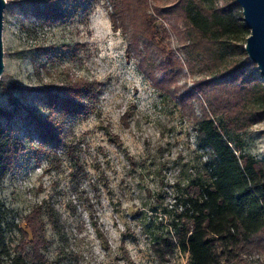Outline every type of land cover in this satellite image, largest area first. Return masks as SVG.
Wrapping results in <instances>:
<instances>
[{"label":"rangeland","instance_id":"obj_1","mask_svg":"<svg viewBox=\"0 0 264 264\" xmlns=\"http://www.w3.org/2000/svg\"><path fill=\"white\" fill-rule=\"evenodd\" d=\"M5 2L0 108L10 116L0 124L22 144L0 185L11 255L25 242L30 254L22 232L29 235L26 217L38 212L44 264H188L178 251L161 263L152 249L172 232V186L204 162L192 125L204 112L195 92L199 74L179 73L174 35L166 36L165 55L143 48L127 54L106 0L88 14L82 0ZM44 5L60 14L44 15ZM165 19H156L161 32L169 31ZM85 84L94 88L87 111H72L69 90ZM192 93L199 102L188 99ZM240 139L246 154L264 159V121ZM233 263L264 264L262 237Z\"/></svg>","mask_w":264,"mask_h":264},{"label":"trees","instance_id":"obj_2","mask_svg":"<svg viewBox=\"0 0 264 264\" xmlns=\"http://www.w3.org/2000/svg\"><path fill=\"white\" fill-rule=\"evenodd\" d=\"M99 1L82 0L86 13ZM106 1L113 29L127 39V54L143 48L165 55L170 33L183 58V64L177 63L179 73L186 69L188 75L199 74L195 92L203 98L204 112L192 119V125L204 162L200 172L172 186V232L152 244V249L161 263H166L161 259L165 255L178 251L188 255V264H234L236 255L253 240H264V159L246 154L240 139L250 126L264 121V80L243 51L249 32L241 9L234 0H150L153 6L147 0ZM45 6L44 15L60 14L56 7ZM154 16H164L169 31H159ZM69 91L76 99L72 111H87L93 86H71ZM190 98L199 102L193 93ZM8 116L0 108V120ZM21 148V141L0 124V185ZM46 214L57 232L53 213ZM8 216L9 210L0 201V264H44L41 250L47 241L38 212L26 217L29 235L22 232L23 237L30 236V254L24 250L25 242L18 255H11L6 243Z\"/></svg>","mask_w":264,"mask_h":264},{"label":"water","instance_id":"obj_3","mask_svg":"<svg viewBox=\"0 0 264 264\" xmlns=\"http://www.w3.org/2000/svg\"><path fill=\"white\" fill-rule=\"evenodd\" d=\"M234 1L241 9L242 22L249 32L243 51L264 80V0ZM5 6V0H0V76L3 72L2 31Z\"/></svg>","mask_w":264,"mask_h":264}]
</instances>
